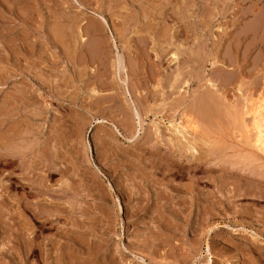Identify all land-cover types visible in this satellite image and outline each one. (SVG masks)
I'll use <instances>...</instances> for the list:
<instances>
[{
    "label": "rangeland",
    "instance_id": "obj_1",
    "mask_svg": "<svg viewBox=\"0 0 264 264\" xmlns=\"http://www.w3.org/2000/svg\"><path fill=\"white\" fill-rule=\"evenodd\" d=\"M89 37L102 52L91 63ZM263 92L264 0H0V264H264V154L238 136L245 96ZM206 94L219 103L204 123ZM189 116L204 123L203 157L168 140ZM33 177L41 187L21 186Z\"/></svg>",
    "mask_w": 264,
    "mask_h": 264
},
{
    "label": "bare ground",
    "instance_id": "obj_2",
    "mask_svg": "<svg viewBox=\"0 0 264 264\" xmlns=\"http://www.w3.org/2000/svg\"><path fill=\"white\" fill-rule=\"evenodd\" d=\"M168 1V0H167ZM117 6V5H116ZM123 7V6H122ZM157 15V14H156ZM119 16H121V14L120 15H118L117 17H119ZM122 17V16H121ZM147 17V16H146ZM151 18V17H150ZM154 18V17H153ZM73 22V21H72ZM123 22V21H122ZM160 22V21H159ZM259 22H260V20H259ZM99 23V22H98ZM71 24V23H70ZM79 23H77V25H78ZM91 24V23H90ZM123 24V23H122ZM147 24V23H146ZM145 24V25H146ZM80 25V24H79ZM101 25V24H100ZM144 25V26H145ZM148 25V24H147ZM146 25V26H147ZM154 25V24H153ZM69 26V25H68ZM67 26V27H68ZM90 26V25H89ZM88 26V27H89ZM102 27V26H101ZM152 27V26H151ZM162 27V26H161ZM69 28H71V27H69ZM78 28L80 29V27L78 26ZM100 28V27H99ZM153 28V27H152ZM65 29V28H64ZM73 29V28H72ZM76 29V28H75ZM83 29V28H82ZM89 29V28H88ZM101 29V28H100ZM99 29V30H100ZM123 29V28H122ZM144 29V28H143ZM142 29V30H143ZM68 30V29H67ZM66 30V31H67ZM71 30V29H70ZM69 30V31H70ZM84 30V29H83ZM87 30V29H86ZM92 30H93V32L95 33V32H98V28L96 27V26H94V27H92ZM146 30V29H145ZM151 30V29H150ZM163 30V29H162ZM165 30H167L166 28H165ZM61 31H62V28H61ZM66 31H65V33H66ZM72 31V30H71ZM70 31V32H71ZM81 30H79L78 31V34H79V39H80V41L82 40V41H84V36H83V34H84V31H83V34H80L81 32H80ZM117 31V30H116ZM86 32H88V31H86ZM154 32V31H153ZM63 33V32H62ZM64 33V34H65ZM94 33H91V35L92 34H94ZM158 33V32H157ZM163 34H165V31H163L162 32ZM61 34V33H60ZM62 35V34H61ZM70 35H71V33H70ZM86 35H87V37H88V35H89V33H86ZM85 35V36H86ZM95 35V34H94ZM123 35V34H122ZM65 36V35H64ZM71 36H73V35H71ZM153 36H154V34H153ZM70 38V37H69ZM92 39V41H91V39ZM68 39V38H67ZM66 39V40H67ZM89 39H90V42H92V43H94V44H92V43H89V46H87V48H86V54H89V56H92L91 58H90V63H91V61H92V58L95 56V52L97 51V53H99L100 54V56H101V53L102 52H100V42L99 41H97L96 42V40L94 39V41H93V38L92 37H89ZM88 38H87V40H89ZM155 39V38H154ZM70 40V39H69ZM71 41V40H70ZM72 42H74V41H72ZM79 42V41H78ZM89 42V41H88ZM87 41L86 42H84V44H86V43H88ZM66 43H67V41H66ZM71 43V42H70ZM70 43H68V44H70ZM97 43V45L96 46H93V45H95ZM74 44V43H73ZM94 47H92L91 45ZM102 44V43H101ZM76 45V44H75ZM81 45V44H80ZM86 45H88V44H86ZM106 46V45H105ZM69 46H67V48H68ZM75 47V46H74ZM78 47H80V46H78ZM106 48V47H105ZM82 49V48H81ZM68 50V49H67ZM75 50V49H74ZM106 50V49H105ZM104 50V51H105ZM70 52H72V51H70ZM199 52V51H198ZM73 53V52H72ZM71 53V54H72ZM79 53V52H78ZM74 56V55H73ZM103 56V55H102ZM77 57H79V56H77ZM178 57H179V55H178V53L177 52H173L172 53V60H176V59H178ZM96 58V57H95ZM75 59V58H74ZM97 59V58H96ZM198 59V58H197ZM77 60H79V58L77 59ZM80 60H82V59H80ZM98 60H99V58H98ZM104 60H105V58H104ZM83 61V60H82ZM93 62V61H92ZM79 63H80V61H79ZM84 63H86V62H84ZM88 63V62H87ZM83 65V64H82ZM104 65L106 66V64H105V62H104ZM103 65V66H104ZM85 66V65H84ZM87 66V65H86ZM98 66H100V65H98ZM80 68H81V66H79ZM78 67V68H79ZM79 68V69H80ZM106 69V68H105ZM137 69V68H136ZM83 70V69H82ZM107 71V70H106ZM103 72H105V71H103ZM102 72V73H103ZM129 72H130V69H129ZM177 72H179L178 70H177ZM106 73V72H105ZM134 74L135 72L134 71H132L131 72V74ZM80 75V74H79ZM83 75V74H82ZM103 75V74H102ZM136 75V74H135ZM178 75V74H177ZM78 76V75H77ZM105 76V75H104ZM81 77V76H80ZM94 77H96V76H94ZM134 77V76H133ZM175 77V76H174ZM99 78L101 79V77H98V80H99ZM177 79H180V78H178V77H176ZM83 79V78H82ZM95 79V78H94ZM102 79H103V77H102ZM101 79V81H97V83L98 82H102L103 80ZM169 79H171V78H169ZM168 79V80H169ZM175 79V78H174ZM93 80V79H92ZM226 80V79H225ZM176 81V80H175ZM174 81V82H175ZM226 81H228V80H226ZM90 82V81H89ZM158 82V81H157ZM168 82V81H167ZM167 82L165 83V85H167L168 86V84H167ZM173 82V83H174ZM178 82V83H177ZM182 82V81H181ZM186 82V81H185ZM231 82V81H230ZM230 82H229V84H230ZM91 83V82H90ZM89 83V84H90ZM97 83H95V85L97 84ZM176 83V85L175 84H172V85H170V87L172 86L173 87V85H175V86H179V85H177V84H181V83H179V80L178 81H176L175 82ZM227 83V82H226ZM101 84H103V83H101ZM105 84H108L106 81H105ZM105 84H103V86L105 85ZM113 84V83H112ZM158 84H159V82H158ZM157 83L155 84L156 86L158 85ZM87 85V84H86ZM86 85H85V87H86ZM93 85H94V83H93ZM92 85V86H93ZM146 85V84H145ZM154 85V86H155ZM164 85V84H163ZM107 85H105L104 87H106ZM159 86V85H158ZM175 86H174V88L173 89H175ZM93 87H95V86H93ZM108 87V86H107ZM106 87V89H108ZM120 87V86H119ZM171 87V88H172ZM188 87V86H187ZM229 87V86H228ZM87 88V87H86ZM96 88V87H95ZM95 88H93V90H92V94H93V92L94 93H98L99 91L98 90H96ZM101 89H99V90H102V87H100ZM117 88V87H116ZM91 89V88H90ZM105 89V91L104 92H106L107 90ZM104 90V89H103ZM109 90V89H108ZM113 90H114V88H113ZM185 90V89H184ZM224 90V89H223ZM227 90V89H226ZM89 91H91V90H89ZM119 91V90H118ZM132 91V90H131ZM186 92H187V90H185ZM101 92V91H100ZM108 92V91H107ZM153 92V91H152ZM155 92V91H154ZM161 92V91H160ZM224 92V91H223ZM222 92V93H223ZM127 93V92H126ZM225 93V92H224ZM264 93V92H263ZM263 93H261L260 95L258 94V96L256 97V98H254V99H252V98H247L246 96H245V103H243V109H244V111H242L243 113H242V115H243V122H242V124H243V129L245 130V132H244V134H240V135H238V136H240V138L242 139V141L244 142V144L245 145H249L250 147H252L255 151H258V152H261L262 153V155L264 154V94ZM91 94V93H90ZM101 94H103V92L101 93ZM113 94V93H112ZM119 94V93H118ZM118 94H116V96L118 95ZM124 94V93H123ZM154 94H156V92L154 93ZM154 94H153V96H154ZM163 94H165V93H163ZM203 94V93H202ZM202 94H200V95H202ZM89 95V94H88ZM96 95V94H95ZM115 95V93L113 94V96L109 99V97H107L108 95H102V97L104 96V98L102 99V98H100L101 100H102V102H104V104L103 105H105V101H109V100H112L113 102H114V99H112L113 97H115L114 96ZM121 95V94H120ZM146 95H147V92H146ZM146 95H145V97H146ZM152 95V94H151ZM91 96H94V95H90V97ZM134 96V95H133ZM107 97V98H106ZM165 97V96H164ZM200 99H202V103H203V105L201 104V103H199V101H198V104H200V107L201 108H199V112L197 113V115H198V121H200V120H202V121H200V122H208L207 121V118H209L208 117V115L210 114V112H209V110H211L210 108H213V110L212 111H214V108H216L217 106H218V103H219V101L217 102V100H216V98H213L212 97V95H210V94H206V95H204L203 97L202 96H198ZM198 97H196V98H198ZM225 97V96H224ZM97 98H99V97H97ZM150 98H152L151 96H150ZM221 98H222V95H221ZM107 99V100H106ZM143 99H145V98H143ZM149 99V98H148ZM153 99V98H152ZM200 99H198V100H200ZM33 100V99H32ZM103 100H105V101H103ZM116 100H117V98H116ZM116 100H115V102H116ZM127 100V99H126ZM164 100H166V99H164ZM182 100V99H181ZM186 100V99H185ZM222 100H223V98H222ZM225 100V99H224ZM35 101V100H34ZM91 101V100H90ZM137 101V100H136ZM184 101V100H183ZM12 102V101H11ZM97 102V106H98V100L96 101ZM96 102H94V104L96 103ZM101 102V101H100ZM101 102V103H102ZM144 102V101H143ZM156 102H157V100H156ZM35 103V102H34ZM90 103V102H89ZM117 103V102H116ZM115 103V104H116ZM125 103H126V101H125ZM129 103V102H128ZM127 103V104H128ZM151 103V102H150ZM177 103L179 104L180 103V101L178 102L177 101ZM223 103V102H222ZM224 103H226V101H224ZM6 103H4L3 104V106L5 105ZM22 104H24V103H22ZM91 104V103H90ZM127 104H124V105H127ZM228 104V103H227ZM29 105V104H28ZM101 105V104H100ZM148 105H150V104H148ZM175 105H176V103H175ZM181 105V104H180ZM220 105V104H219ZM226 105V104H225ZM2 106V107H3ZM111 106V105H110ZM119 107H120V105H118ZM117 106V107H118ZM141 106V105H140ZM221 106H223L222 104H221ZM230 106H232L233 107V105L231 104ZM12 107V106H11ZM24 107H26V106H24ZM32 107V106H31ZM93 107V106H92ZM127 107V106H126ZM128 107H129V105H128ZM127 107V108H128ZM175 107V106H174ZM183 107V106H182ZM29 108H30V106H29ZM87 108V107H86ZM104 108V107H103ZM106 108V107H105ZM108 108V107H107ZM104 109L105 111L106 110H110L111 108H109V109ZM114 108V107H113ZM122 108V107H121ZM121 108H119V110L121 109ZM126 108V109H127ZM181 108V107H180ZM188 108V111H189V109H190V107H187ZM219 108V107H218ZM139 109H142V107L141 108H139ZM194 109V108H193ZM198 109V107L196 108V110ZM224 109V108H223ZM232 109V108H231ZM7 110V109H6ZM6 110H5V112H6ZM11 110V109H10ZM34 110V109H33ZM101 110V109H100ZM128 110V109H127ZM131 109H129V111H130ZM136 110V109H135ZM153 109H151V111H152ZM3 111V110H2ZM36 111H37V109H36ZM112 111V110H111ZM121 111H123L122 113H123V116H124V119H125V117H127L128 118V116H126L125 115V113L124 112H126L125 110H124V108H123V110H121ZM192 112H193V110H191ZM100 112V111H99ZM131 112V111H130ZM138 112H139V110H138ZM137 112V113H138ZM217 111H214V113H216ZM30 112H28V114H29ZM34 113V112H33ZM37 113L38 112H36L35 113V115H37ZM101 113V112H100ZM114 113V112H113ZM121 113V112H120ZM79 114V113H78ZM77 114V115H78ZM116 114V113H115ZM132 114V113H131ZM130 114V115H131ZM190 114V113H189ZM2 115V114H1ZM4 115H6V113L4 114ZM34 115V114H33ZM96 115V114H95ZM196 115V116H197ZM199 115H200V117H199ZM241 115V116H242ZM38 116V115H37ZM122 116V115H121ZM196 116H195V114H194V116L193 117H195L196 118ZM2 117V116H1ZM115 117V116H114ZM132 117V116H131ZM172 117V116H171ZM184 117V116H183ZM191 116H189V117H186L187 119H184V118H182V119H184L185 121L183 122V123H172V122H170V126L168 125V127H169V129H171V133H173L175 136H169V135H171V133L167 136L168 137V140L170 141V143L171 142H173V144L176 146H174L175 147V152L174 153H176V149H178V148H180L179 149V151L178 152H180V150H182L183 149V147H187V149H191V150H193V149H195V147H197V145L200 143V142H197L198 140H201L202 139V136H200L199 134H198V132H201L202 130L204 131V134H206L205 133V130L203 129V125H204V123L201 125L200 124V122L198 123V121H196V119H195V121H194V118L192 119V117L190 118ZM10 118V117H9ZM33 118H35V116L33 117ZM41 118V117H40ZM79 118V117H78ZM109 118V117H108ZM113 118V117H112ZM121 118V117H120ZM119 118V119H120ZM245 118H247V121L245 120ZM11 119V118H10ZM18 119V118H17ZM123 118L121 119V122H122V120L123 121H126V119L124 120ZM131 119V118H130ZM173 119V118H172ZM180 119V118H179ZM82 120V119H81ZM216 121H217V119H215ZM18 121H20L22 124H24V122H22L21 120H18ZM30 121V120H29ZM128 121V120H127ZM174 121V120H173ZM5 122V121H4ZM16 122V121H15ZM14 122V123H15ZM129 122V121H128ZM128 122H126V123H128ZM168 122V121H167ZM178 122H179V120H178ZM218 122V121H217ZM124 123V122H123ZM12 124V123H11ZM9 124V127L8 126H6L7 127V129H9L8 131L9 132H11V130L12 129H15V128H12L11 129V127L14 125V124ZM41 124V123H40ZM83 124V123H82ZM201 125V127H200V125ZM208 125H209V123H207ZM214 124H215V122H214ZM218 124V123H217ZM21 125V124H20ZM72 125V124H71ZM1 126V125H0ZM27 126H31V125H27ZM70 126V125H69ZM80 126V125H79ZM82 126V125H81ZM119 126H121V125H119ZM126 126H129V125H126ZM216 126V125H215ZM218 126V125H217ZM14 127V126H13ZM32 127V126H31ZM42 127V126H41ZM160 127V126H159ZM200 127V128H199ZM206 127H208V126H206ZM205 127V128H206ZM209 127H210V125H209ZM208 127V128H209ZM23 128V127H22ZM36 128L38 129L39 127H37V125H36V127H35V129H34V132L33 133H35V130H36ZM83 128V127H82ZM7 129H4V130H7ZM11 129V130H10ZM124 129V128H123ZM200 129V130H199ZM202 129V130H201ZM25 130V129H24ZM23 130V132H25ZM31 130V129H30ZM160 130V131H159ZM12 131H14V130H12ZM38 131V130H37ZM52 131H54V129L52 130ZM75 131V130H74ZM130 131V130H129ZM162 130L160 129V128H158L157 126L154 128V135H156L157 137L160 135V132H161ZM28 132H29V130H28ZM68 132V131H67ZM169 132V131H168ZM12 133V132H11ZM38 133V132H37ZM36 133V134H37ZM129 133H131V131L129 132ZM203 133V132H202ZM241 133V132H240ZM23 134V133H22ZM25 134V133H24ZM27 134V133H26ZM150 134H152V133H150ZM5 135V134H4ZM10 135V134H9ZM8 135V136H9ZM13 135V134H12ZM19 135V134H18ZM56 135V134H55ZM74 135H75V133H74ZM73 134H72V136H74ZM161 135H162V133H161ZM203 135V134H202ZM7 136V135H6ZM5 136V137H6ZM25 136V135H24ZM26 136H28V135H26ZM52 136H54V134L52 135ZM66 136V135H65ZM68 136V135H67ZM96 136V135H95ZM107 136H108V134H107ZM153 136V135H152ZM152 136H151V138H152ZM10 137V136H9ZM8 137V138H9ZM16 137H17V134H16ZM30 137H32V136H30ZM29 137V138H30ZM34 137H35V135H34ZM36 137H38V136H36ZM70 137V136H69ZM75 137V136H74ZM74 137H72L71 139H73ZM101 137V136H100ZM104 137V136H103ZM106 137V136H105ZM111 137V136H110ZM110 137H108V138H110ZM203 137H204V139L206 138V136H204L203 135ZM149 138V136L146 138V140ZM154 138V137H153ZM237 138V137H236ZM235 138V139H236ZM3 139V138H2ZM31 139V138H30ZM48 139H49V136H48ZM62 139H64V137L62 138ZM78 139V138H77ZM80 139V138H79ZM112 139V138H111ZM150 139V138H149ZM155 139V138H154ZM158 139V138H157ZM182 139L183 140H185L186 141V143H183V141H182ZM203 139V140H204ZM4 140V139H3ZM6 140V139H5ZM4 140V141H5ZM11 140V139H10ZM13 140V139H12ZM57 140H58V138H57ZM56 140V145H57V141ZM97 140V139H96ZM110 140V139H109ZM202 140V141H203ZM208 140H210V139H208ZM65 141H66V138H65ZM71 141V140H70ZM81 141V140H80ZM240 141V140H239ZM3 142V141H2ZM26 142V141H25ZM33 142V141H32ZM34 142H36V141H34ZM40 142V141H39ZM48 142H50V140H48ZM47 142V143H48ZM98 142V141H97ZM149 142V141H148ZM217 142V141H216ZM5 143V142H4ZM30 143V142H29ZM41 143H42V141H41ZM52 143H53V141L51 142V145H52ZM61 143V142H60ZM105 143V142H104ZM198 143V144H197ZM205 143V142H204ZM240 143V142H239ZM2 144V143H1ZM40 144V143H39ZM49 144V143H48ZM201 144H203V143H201ZM244 144H241V145H244ZM6 145V144H5ZM65 145H67V144H65ZM69 145V144H68ZM108 145V144H107ZM205 145H207V143L205 144ZM209 145V144H208ZM0 146H2V145H0ZM35 146V145H34ZM37 146V145H36ZM35 146V147H36ZM38 146H40V145H38ZM47 146H49V145H47ZM47 146H46V148L44 147L43 148V150H44V153H47V154H49V155H52V154H50L51 152H49L48 153V151H45V150H47ZM168 146H170V144H168ZM198 146H200V144L198 145ZM204 146V145H203ZM4 147V146H3ZM17 147V146H16ZM20 147V146H19ZM75 147V146H74ZM171 148H172V144H171V146H170ZM202 147V145L200 146V148ZM205 147V146H204ZM214 147H215V145H214ZM49 148V147H48ZM53 148V146H51V149ZM168 149H169V147H167ZM199 147H198V149L201 151V154H202V157H203V151L204 152H206L205 151V149L203 148V150H201ZM212 148H213V146H212ZM217 148V147H216ZM13 149H14V147H13ZM22 149V148H21ZM33 149V148H32ZM37 149V148H36ZM117 149V148H116ZM173 149V148H172ZM198 149L196 150V151H198ZM213 149H215V148H213ZM34 150V149H33ZM39 150V149H38ZM42 150V151H43ZM53 150V149H52ZM57 150V149H56ZM188 150V151H189ZM194 150V151H195ZM206 150H207V148H206ZM12 151V150H11ZM15 151V150H14ZM41 151V152H42ZM50 151V150H49ZM54 151V150H53ZM187 151V152H188ZM9 152V151H8ZM25 152V151H24ZM30 152H32V151H30ZM36 152H37V150H36ZM39 152V151H38ZM57 152V151H56ZM181 152H183V151H181ZM211 152H212V150H211ZM28 153V152H27ZM43 153V154H44ZM174 153L172 154V156L174 155ZM186 153V152H185ZM14 154H15V152H14ZM38 154V153H37ZM47 154L45 155H43V156H45V159L43 160V159H41V165H39V167L37 166V165H35L34 166V170H36L37 169V167L38 168H40V167H42V168H45V170H46V172L45 171H43L44 173H46L47 174V176H53V175H55L56 174V169H55V165L53 164L54 162H51L52 160V158L51 157H49L50 159H48L47 160ZM76 154V153H75ZM103 154V153H102ZM166 154V153H165ZM188 154V153H187ZM206 154V153H205ZM8 155H12V154H8ZM7 155V156H8ZM26 155V154H25ZM25 155H24V157H25ZM104 155V154H103ZM197 155V154H196ZM14 156V155H13ZM13 156H11V157H13ZM27 156V155H26ZM38 156H39V154H38ZM77 156V155H76ZM166 156V155H165ZM199 156V155H198ZM23 157V156H22ZM27 157H29V155L27 156ZM40 157V156H39ZM151 157V156H150ZM164 157V156H163ZM174 157V156H173ZM15 158H16V156H15ZM18 158V157H17ZM31 158V157H30ZM41 158V157H40ZM40 158H39V160H40ZM54 158V157H53ZM152 158V157H151ZM172 158V157H171ZM177 158H180V157H177ZM182 158V157H181ZM190 158V157H189ZM198 158V157H197ZM199 158H201V156L199 157ZM206 157L204 156V159H205ZM22 159V158H21ZM25 159H28V158H25ZM79 159V158H78ZM82 159V158H81ZM103 159V158H102ZM191 159H192V157H191ZM202 159V158H201ZM203 159V160H204ZM9 160V159H8ZM12 160V159H11ZM51 160V161H50ZM77 160V159H76ZM83 160V159H82ZM167 160V159H166ZM176 160V159H175ZM188 160V159H187ZM202 160V161H203ZM15 161V160H14ZM19 161H22V160H19ZM18 161V162H19ZM30 161V160H29ZM28 161V162H29ZM32 161V160H31ZM77 161H79V160H77ZM198 161H199V159H198ZM197 160H196V162H198ZM201 161V160H200ZM3 159H2V156L0 155V165H2L3 164ZM7 162H10V161H7ZM12 162V161H11ZM166 162V161H165ZM179 162V161H178ZM13 163V162H12ZM36 163V162H35ZM37 163H38V161H37ZM82 163V162H81ZM200 163V162H199ZM11 164V163H10ZM14 164V163H13ZM16 164V163H15ZM33 164V163H32ZM39 164V163H38ZM56 164V163H55ZM62 164V163H61ZM162 164V163H161ZM167 164V163H166ZM29 165V164H28ZM60 165V164H59ZM169 165V164H168ZM67 166V165H66ZM170 166V165H169ZM6 167H8L7 165H6ZM18 167H20V169H21V167H23L22 165L21 166H19L18 165ZM29 167H30V165H29ZM77 167V166H76ZM194 167V166H193ZM200 167V166H199ZM1 168H2V166H1ZM24 169H25V167H23ZM41 168V169H42ZM70 168V167H69ZM19 169V170H20ZM13 170V169H12ZM43 170V169H42ZM59 170V169H58ZM148 170V169H147ZM4 171V170H3ZM5 172V171H4ZM22 172V171H21ZM27 172V171H26ZM41 172V171H40ZM64 172V171H63ZM114 172V171H113ZM0 173H2V171L0 172ZM20 173V172H19ZM39 173V172H38ZM69 173V172H68ZM108 173V172H107ZM111 174H113V173H111ZM31 175V174H30ZM35 174H33V176H34ZM43 175V174H42ZM45 175V174H44ZM22 176V175H21ZM35 176H38V175H35ZM137 176V175H136ZM136 176H134V177H136ZM12 177H13V175H12ZM16 177V176H15ZM18 177L20 178V176L18 175ZM27 177L28 176H26V178H23L22 180H25L26 181V179H27ZM40 179H41V177L40 176H38ZM45 176H43V178H44ZM66 177V176H65ZM65 177H64V179H65ZM127 177V176H126ZM14 178V177H13ZM37 178V177H36ZM46 178V177H45ZM44 178V179H45ZM63 178V177H62ZM4 179H5V177H4ZM35 179V177H33L32 179L31 178H28V183L29 184H21V186L22 187H24V188H26L25 186H28V188L30 187L31 189H33L34 187V184L35 183H37V185L39 186V187H41L39 184L40 183H38V181L40 182V180L37 178L36 179V181L34 180ZM50 180V177L49 178H47V180H46V182L48 181V184H49V182L51 181H49ZM63 179V180H64ZM13 180H15V179H13ZM16 180H17V178H16ZM21 180V179H20ZM19 179H18V182L20 181ZM21 180V181H22ZM33 180V181H32ZM43 180V179H42ZM62 180V179H61ZM94 180V179H93ZM135 180H137V179H135ZM11 181V180H10ZM66 181H67V179H66ZM97 181V180H96ZM52 182V181H51ZM60 182V181H59ZM70 182V181H69ZM69 182H68V184H69ZM155 182V181H154ZM21 183V182H20ZM34 183V184H33ZM42 183V182H41ZM100 183V182H99ZM98 183V184H99ZM155 183H157V182H155ZM32 184H33V186H32ZM45 183L43 182V184H41L42 186L44 185ZM64 184V183H63ZM96 185V189L98 188L97 186H99V185ZM101 184V183H100ZM11 185V184H10ZM9 185V186H10ZM59 185V184H58ZM61 185V184H60ZM92 185V184H91ZM37 186V187H38ZM62 186V185H61ZM78 186V185H77ZM101 186V185H100ZM44 187V186H43ZM45 187H46V184H45ZM50 187V186H49ZM53 187V186H52ZM63 187V186H62ZM94 187V186H93ZM104 187V186H103ZM172 187H174V186H172ZM181 187V186H180ZM153 188V187H152ZM175 188V187H174ZM42 189V188H41ZM49 189L50 188H48V191H49ZM85 189V188H84ZM87 189V188H86ZM90 189V188H89ZM102 189V188H101ZM106 189V188H105ZM173 189V188H172ZM5 190V189H4ZM30 190V189H29ZM97 190H99V189H97ZM160 190V189H159ZM167 190V189H166ZM51 191H52V189H51ZM134 191V190H133ZM155 191V190H154ZM173 191V190H172ZM180 191H181V189H180ZM98 192V191H97ZM101 192H102V190H101ZM165 192V191H164ZM33 193V192H32ZM63 193V192H62ZM103 193V192H102ZM124 193V192H123ZM138 193V192H137ZM153 193V192H152ZM181 193V192H180ZM27 194V193H26ZM35 194V193H34ZM48 194V193H47ZM65 194H68V193H66L65 192ZM76 194V193H75ZM154 194V193H153ZM165 194H167V193H165ZM29 195V194H28ZM182 195V194H181ZM251 195V194H250ZM42 195H40V197H41ZM51 196V195H50ZM245 196V195H244ZM39 197V196H38ZM56 197V196H55ZM124 197V196H123ZM126 197V196H125ZM130 197V196H129ZM46 198V197H45ZM106 198V197H105ZM47 199V198H46ZM10 200V199H9ZM35 200V199H34ZM64 200V199H63ZM162 200V199H161ZM160 200V201H161ZM49 201V200H48ZM158 201V200H157ZM44 202V201H43ZM112 202V201H111ZM170 202V201H169ZM45 205L42 207V205L40 206V208H38V210H39V212H40V210L43 208V209H45V211L46 212H48V211H52L53 209L50 207V205L49 204H46V203H44ZM51 204V203H50ZM68 204V203H67ZM32 205V204H31ZM49 205V206H48ZM52 205V204H51ZM25 206V205H24ZM33 206L35 207V205L33 204ZM47 206L49 207V208H51V210L49 209V210H46V209H48L47 208ZM141 206V205H140ZM139 206V207H140ZM217 206V205H216ZM33 207V208H34ZM46 207V208H45ZM52 207H53V205H52ZM56 207V206H55ZM57 207H60V206H57ZM56 207V208H57ZM214 207V206H213ZM55 208V209H56ZM59 208H57V210H58ZM38 210H37V213H38ZM56 210V211H57ZM62 210V209H61ZM61 210H59L60 212H61ZM32 211H35V210H32ZM55 210L54 211H52V212H56ZM138 211V210H137ZM211 211V210H210ZM58 212V211H57ZM134 212V211H133ZM215 212V211H214ZM53 213V214H54ZM212 213V212H211ZM46 214V213H45ZM30 215H32L31 213H30ZM60 215V214H59ZM207 215H209V214H207ZM57 216H58V214H57ZM136 216V215H135ZM34 218V216L32 215L31 216V218ZM50 217V216H49ZM53 217H55V216H53ZM60 217V216H59ZM64 217H65V215H64ZM208 217V216H207ZM211 217V216H210ZM44 218V221L47 223V221H48V217L46 218V217H43ZM40 219V218H39ZM50 219V218H49ZM65 219V218H64ZM35 220H36V216H35ZM43 220V219H42ZM41 220V221H42ZM32 221V220H31ZM58 221V220H57ZM57 221H55V222H57ZM37 222V221H36ZM43 222V221H42ZM32 223V222H31ZM35 223V222H34ZM48 223H50V221L48 222ZM54 222H52V224H53ZM41 224V223H40ZM45 224V223H44ZM43 224V225H44ZM46 225V224H45ZM74 225V224H73ZM71 226V225H70ZM32 227V226H31ZM63 229V228H62ZM72 229V228H71ZM81 229V228H80ZM73 230H74V228H73ZM33 231V230H32ZM60 232V231H59ZM62 232V231H61ZM62 234V233H61ZM66 234V233H65ZM32 235V234H31ZM36 235H38L37 233H36ZM63 236H64V233L62 234ZM57 236H59V234H57ZM32 237V236H31ZM36 237H38V236H36ZM71 237H73V236H71ZM33 238H35V237H33ZM40 238V237H39ZM61 238H63V237H61ZM69 238V237H68ZM33 240H35V239H30V243L32 244L33 243ZM67 240V239H66ZM65 240V241H66ZM68 241V240H67ZM70 241V240H69ZM76 242V241H75ZM34 244V243H33ZM216 245V244H215ZM27 247H28V245H27ZM44 247V246H43ZM209 247V245L207 244V248ZM229 247H230V245H229ZM233 247V246H232ZM32 248V247H31ZM30 248V249H31ZM226 247H224V249H225ZM238 248V247H237ZM237 248H235V249H237ZM39 249H40V247H39ZM221 249V248H220ZM230 249V248H229ZM226 250V249H225ZM216 251V250H215ZM229 251V250H228ZM231 251H233V250H230V252ZM237 251V250H236ZM27 252H29V251H27ZM30 252L33 254L34 253V250H30ZM64 252V251H63ZM221 252V251H220ZM36 253H37V251H36ZM48 253V252H47ZM58 253V252H57ZM210 253H212V252H210ZM224 253V252H223ZM253 253V252H252ZM31 254V255H32ZM50 254V253H49ZM65 254V253H64ZM227 254H228V252H227ZM239 255V254H238ZM255 255V254H254ZM35 256V255H34ZM36 256H38V255H36ZM42 256V255H41ZM52 256V255H51ZM233 256H236V255H233ZM32 257H33V255H32ZM48 257V256H47ZM65 257V256H64ZM224 257H227V256H224ZM223 257V258H224ZM230 257V256H229ZM241 257V256H240ZM261 257V256H260ZM42 258V257H41ZM239 258V257H238ZM242 258V257H241ZM230 259H232L231 257H230ZM236 259V258H235ZM244 259V258H243ZM45 261V260H44ZM231 261V260H230ZM233 262L231 263V264H237V262H241L240 264H248V263H246V262H248V261H246L245 262V260H239V259H236V260H232ZM59 262V261H58ZM208 262H209V264H214V261H213V258H208ZM226 262H228V261H226ZM250 262V261H249ZM62 262H60V264H61ZM63 263H65V262H63ZM207 263V262H206ZM263 263H264V261H263ZM54 264V263H53ZM57 264V263H56ZM226 264V263H225Z\"/></svg>",
    "mask_w": 264,
    "mask_h": 264
}]
</instances>
